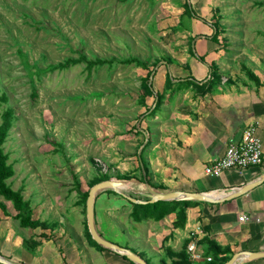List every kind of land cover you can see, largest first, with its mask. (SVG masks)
<instances>
[{
	"label": "rangeland",
	"instance_id": "374dc122",
	"mask_svg": "<svg viewBox=\"0 0 264 264\" xmlns=\"http://www.w3.org/2000/svg\"><path fill=\"white\" fill-rule=\"evenodd\" d=\"M184 1L0 0V121L7 107L15 109L16 115L3 144L15 170L7 182L15 190L23 187V196L31 202L35 215L54 219L79 214L75 179L85 192L96 176L108 174L122 184L124 226L131 233H125L122 242L142 250L140 256L151 264H171L168 253L159 247L162 232H158L164 227L150 234L138 226L132 231L134 222L128 219L129 202L123 193L133 196L128 193L133 181L121 178L125 173L139 177L143 172L139 153L147 144L146 137L150 136L151 143L158 138L164 143L169 135L165 121L159 119L155 127L152 118L141 117L147 107L142 103L143 77L156 68L151 83L155 90L163 91L169 64L174 74L190 73V45H196L194 53L213 48L208 40L217 20L223 26L218 60L227 73L222 90L254 88L251 75L264 81V0H188L203 19L180 18ZM79 50L88 58L137 57L148 68L116 63L87 76L80 63L65 71L34 75L33 82L24 66L23 54L35 72L34 65L44 68L78 57ZM203 71L201 67L197 73ZM153 101L151 95L146 96L147 105ZM134 125L140 127V133ZM153 152L148 145L143 158L148 176L155 181L159 178L151 173ZM0 200L5 202L2 196ZM6 204L12 215L11 203ZM52 223L47 222L46 228ZM1 226L9 227L14 242L27 247L24 236L31 235L28 229L11 221Z\"/></svg>",
	"mask_w": 264,
	"mask_h": 264
},
{
	"label": "crops",
	"instance_id": "0c3cea01",
	"mask_svg": "<svg viewBox=\"0 0 264 264\" xmlns=\"http://www.w3.org/2000/svg\"><path fill=\"white\" fill-rule=\"evenodd\" d=\"M208 41L213 43L214 47L203 53L197 49L199 53L192 55L189 65L190 73L174 74L170 64V68L166 67L168 70L164 83L169 74L173 82L184 83L181 87H166L163 91L154 89L155 92H164L165 98L159 110L149 118L155 122V127L157 122L160 123L159 119L165 121L164 126L167 127L169 135L164 143L159 142L157 133L155 137L158 139H155L154 143H151L150 136L146 137L145 148L149 145V148L152 147L154 150L155 156L150 159L153 162L151 173L159 178L155 181L150 178L151 185L163 192L192 191L219 198L264 175V157L262 164L243 171L228 169L220 176L205 173V167L213 159L220 157L231 141L240 140L245 127L253 121L259 122L258 133L264 150V81L260 79V85L255 84L254 88L244 92L222 90L226 87L227 73L222 72L218 60L221 56L218 54L221 45L212 41L210 37ZM200 56L205 57V62L199 59ZM210 64L217 69V82L212 90L202 94L192 84H185L188 82L187 79L205 81L204 77H209L211 73ZM201 67L204 71L197 73ZM161 111H165V114L162 115ZM160 174L165 176H157ZM168 175H171V178ZM131 180L133 183L128 193L134 198L147 200L148 198L143 196V193L147 192L145 182L135 178ZM189 201L198 202L187 208L184 227H172L176 219L175 212H172L158 221L149 219L140 223L134 222L132 231L136 232L138 226L143 230L145 228L144 232L150 234L152 230L158 231L160 227H164L158 232V235L162 232L159 247L164 251L165 247L171 248L172 251H180L186 244L196 240L197 252L202 254L199 264L206 262L209 256L206 254L208 249L206 243L202 241L205 237L213 238L220 245L230 247L231 256L243 250L264 251V182L226 200ZM124 204V198L119 192L113 189L100 191L95 197L94 219L100 235L126 247L122 242L127 233L124 226L126 223ZM83 207L81 205L78 215L67 217L61 215L58 218L45 219L35 215L32 206L33 218L55 224L52 223L50 228H24L28 229L27 233L31 234L29 238L35 243L29 242L27 247H23L21 241L14 242L11 239L9 227L1 228L7 221L17 225L18 221L12 217L14 213L0 215V229L3 230L0 234V254L15 264H122L124 260L133 264V261L121 254L108 248H98L89 241L85 235L87 218ZM129 213L130 209L128 219ZM243 214L247 215L248 219L241 221L239 216ZM127 234L131 235L129 232ZM132 237L139 243L136 234ZM126 248L142 255L140 253L142 250ZM146 260L149 261L148 258ZM236 264H264V258L255 260L243 258Z\"/></svg>",
	"mask_w": 264,
	"mask_h": 264
},
{
	"label": "trees",
	"instance_id": "16d2710c",
	"mask_svg": "<svg viewBox=\"0 0 264 264\" xmlns=\"http://www.w3.org/2000/svg\"><path fill=\"white\" fill-rule=\"evenodd\" d=\"M183 6V12L180 14V18L188 17L189 19L197 18V19H203L201 15H198L192 4L185 0L182 3ZM213 26V33L210 37V39L214 42H217L219 44L223 43L220 40V34L221 29H223V26L217 22L212 23ZM173 29H178V27H173ZM225 42V39H223ZM226 43V42H225ZM190 53L194 54V47L190 45L189 48ZM78 57H69L62 61H59L57 63H49L46 65V67L41 68L37 65H34L36 71L34 72L32 70L33 65H31L25 54L24 56V66L25 69L28 70V73L31 77V80L33 81L34 75H42L47 72H61L70 69L71 67L84 63L85 69L88 72L87 76H91L92 72L97 71L99 68H101L104 65H107L108 69H111L114 67V64L120 63V64H136L137 66H141L144 68H148V63L145 61L140 60L137 57H124L120 60H116L114 58L112 59H102V58H88L87 55L83 52V50H79ZM199 59L202 62H205V57L200 56ZM156 65V64H155ZM211 73L208 76L204 77L205 81H196L195 79H187L185 84H192L196 89H199L202 94H204L207 91H210L214 88V85L217 82L216 78V71L217 69L210 64ZM153 71L156 73V68L152 70H148L145 77L142 79V89L144 93L142 94V103L147 106L145 111L142 113L141 117H149L157 112L159 110L161 104L164 102L165 94L164 92H155L153 84L151 83V74ZM252 74V73H251ZM251 77L254 79L257 85H260L261 82L258 77H254V75H251ZM34 82V81H33ZM182 81H178V83H175L172 81V77L167 74L165 85L167 88H172L173 86L181 87ZM32 96H36V88L33 87ZM151 95L154 98V101L151 105H147L146 102V96ZM3 100H7V97H2ZM16 120L15 115V109L12 107L5 108L1 113V121H0V196L3 197L4 201L0 200V208L4 212L5 215H9L7 204L11 203V207L14 211V214L12 217L18 221L19 226L22 228H31L35 229L37 227L46 228L47 227V221H43L41 219H35L33 218V208L31 206V202L28 199H25L23 196V187H19L18 189H13L12 186L7 182L14 174L15 170L12 163H9V154L5 152L3 148V144L5 143L9 132L11 128L14 125V122ZM134 129L140 133V127L134 125ZM57 144V143H55ZM145 147L141 150L139 154V160L141 161V164L139 162L140 168L143 169L144 172L140 174L139 177L132 176L129 173H125L121 176L123 180H131L133 178L141 180L143 182H148L151 184V179L148 176L147 167L145 165V161L143 158ZM142 166V167H141ZM259 166V165H258ZM111 179L108 174L104 173L101 175H98L93 180L91 186L94 184L103 181ZM76 188L78 192H80L79 198L77 200V204L83 205L84 213L86 212V200L88 196L87 191H81L80 190V184L77 179H75ZM112 191V190H110ZM115 193V192H114ZM130 204V213L129 218L133 222H144L149 219L152 220H161L168 214L175 212L176 219L172 223L173 228H182L186 224L187 220V208L194 203L198 201H184V200H162L157 201L155 203H135L129 201ZM85 235L89 239V241L98 248H105L101 245H99L91 236L88 225L86 222L85 226ZM43 236L46 237V234ZM190 241V239H189ZM203 242L206 243L207 252L209 256L211 255V260H207L206 262L202 264H224L230 257H231V249L228 246H222L218 242H216L213 238H207L205 237L202 239ZM29 242H33L34 240L32 238H24V245L28 246ZM188 243V242H187ZM35 244V243H34ZM187 245V244H186ZM186 245L184 248L180 251H172L171 248L165 247V251L168 253V256L171 258V264H195V262L190 258V256L187 253V247ZM127 247V246H126ZM133 251V250H132ZM124 258L128 259L125 255H122ZM132 262V261H131ZM148 264H151L149 261L146 260ZM133 264H136L132 262Z\"/></svg>",
	"mask_w": 264,
	"mask_h": 264
},
{
	"label": "water",
	"instance_id": "95a60500",
	"mask_svg": "<svg viewBox=\"0 0 264 264\" xmlns=\"http://www.w3.org/2000/svg\"><path fill=\"white\" fill-rule=\"evenodd\" d=\"M144 172V171H143ZM264 182V175H262L257 180L247 183L241 188H239L237 191L230 193L227 196H222L219 198H213L205 193L200 192H192V191H160L157 188L153 187L150 183L145 182V186L147 189L146 193H143V196L147 197V200H142L138 198H134L132 196L126 195L123 193V196L131 202L135 203H155L157 201L162 200H200V201H222L229 199L231 197L238 196L242 193H245L249 191L251 188L261 184ZM122 184L113 179L103 180L100 181L89 189L87 200H86V217H87V224L89 232L92 236V238L101 246L111 249L121 255H125L130 261H133L136 264H148L140 255L133 252L131 249L126 248L122 245H119L117 243H114L112 241H109L108 239L104 238L100 233L98 232L96 225H95V219H94V206H95V197L96 195L105 189H113L117 192H121L120 188ZM247 260H255L264 258V251L261 252H253L248 250H243L234 253L224 264H236L242 259ZM0 263L3 264H15L9 260H7L5 257H3L0 254Z\"/></svg>",
	"mask_w": 264,
	"mask_h": 264
},
{
	"label": "built area",
	"instance_id": "2783aa9c",
	"mask_svg": "<svg viewBox=\"0 0 264 264\" xmlns=\"http://www.w3.org/2000/svg\"><path fill=\"white\" fill-rule=\"evenodd\" d=\"M259 122L249 123L243 130L241 139L231 141L225 152L218 158H215L205 167V173L210 176H220L225 170L236 169L246 170L250 167L262 164L264 150L261 137L258 133ZM247 215H240L239 220H247ZM187 253L190 258L199 264L202 255L197 252V241L193 240L187 245ZM211 260V257H207Z\"/></svg>",
	"mask_w": 264,
	"mask_h": 264
}]
</instances>
